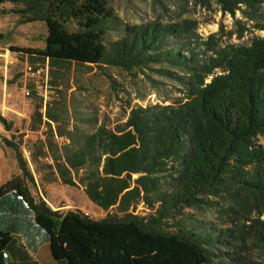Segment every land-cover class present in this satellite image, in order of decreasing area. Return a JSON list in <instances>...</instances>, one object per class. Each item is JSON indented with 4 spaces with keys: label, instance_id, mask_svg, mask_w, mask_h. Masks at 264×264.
I'll use <instances>...</instances> for the list:
<instances>
[{
    "label": "trees",
    "instance_id": "obj_1",
    "mask_svg": "<svg viewBox=\"0 0 264 264\" xmlns=\"http://www.w3.org/2000/svg\"><path fill=\"white\" fill-rule=\"evenodd\" d=\"M214 1L245 19H234L238 38L255 30L263 35L248 44L220 45L201 40L195 24L183 19L127 25L106 45L114 20L106 0H0V15L44 22L42 48H10L47 60L51 69L73 63L85 71L114 67L133 76L148 69L177 78L184 94L171 104L136 106L124 123L98 133L87 128L96 117L69 114L64 97L43 113L35 108L30 128L45 122L48 132L44 141L31 143V162H41L64 185L82 187L99 208H114L99 219L36 201L28 188L34 177L18 144L4 139L16 151L20 174L0 185V196L22 197L47 232L54 259L264 264L245 255L249 247L264 254V146L257 142L264 135V0ZM5 2L11 7L4 9ZM46 155L53 165L42 160ZM139 203L150 212L134 213ZM186 209H214L229 226L196 223ZM8 238L0 232V250ZM221 246L229 250L219 251Z\"/></svg>",
    "mask_w": 264,
    "mask_h": 264
},
{
    "label": "rangeland",
    "instance_id": "obj_2",
    "mask_svg": "<svg viewBox=\"0 0 264 264\" xmlns=\"http://www.w3.org/2000/svg\"><path fill=\"white\" fill-rule=\"evenodd\" d=\"M106 1L114 15L111 28L105 35L106 45L121 36L127 25L169 23L183 19L195 24V32L201 40L213 41L220 45L248 44L251 38L263 35L262 31L255 30L247 31L238 38L236 34L238 26L236 27L234 19H240L241 22L245 19L239 11L235 12L234 17L228 12H223L214 0H208L207 3H201L198 0ZM45 33L46 27L42 21L19 23L17 15L3 13L0 16V57L3 58L2 54L8 49L21 52L10 48L13 46L42 48ZM23 54L26 55L29 65L47 64L48 75L47 78L42 77L37 81L25 79L21 72L25 62L24 57H15L13 54L11 56L15 59V64L8 66L5 72L0 70V116L9 125L5 127L4 122L0 120V160L11 159L16 172L13 175L20 174L16 151L13 145L7 146L4 139L18 144V150L21 147L22 151L19 150V152L26 160L34 177V183H28L30 193L37 199L44 200L52 210H76V202L77 200L81 202V199L78 192L72 194L70 192L72 188L57 180L41 162L32 163L30 160L31 143L35 140L44 141L48 132L45 133L44 139L39 138L43 137L44 126L48 128L45 122H42L39 128L34 130L30 128L31 116L36 107L43 113L47 104L51 105L64 97L69 114L96 117V120L88 124L87 128L98 133L101 128H114L124 123L131 109L136 106L167 105L171 104V99L184 95L177 78L148 69L144 73L138 72L135 76L114 67H103L101 70L93 68L85 71L73 63L57 65L51 69L47 60L42 62L37 58L29 57L26 53ZM155 67L170 69L178 75L184 74L167 64H159ZM24 88L30 91V95L23 94ZM51 124L53 128L54 124ZM56 140L62 143L64 138L56 136ZM257 142L264 146V135H259ZM3 150L7 154L3 153ZM47 156L49 155L44 156L42 160ZM135 176L134 174L133 177ZM62 188H65L64 191ZM67 198L75 202H70ZM87 211L94 219H99L115 210L108 208ZM186 211L196 223L205 222L206 226L218 228L229 226V224H223V218L219 217L214 209H186ZM149 212L150 210L142 203H139L134 211L139 215H146ZM219 249V251L229 250L226 246H221ZM245 255L253 261H264L263 252L255 247H249ZM215 261H218V258ZM223 261L226 264V260Z\"/></svg>",
    "mask_w": 264,
    "mask_h": 264
},
{
    "label": "crops",
    "instance_id": "obj_3",
    "mask_svg": "<svg viewBox=\"0 0 264 264\" xmlns=\"http://www.w3.org/2000/svg\"><path fill=\"white\" fill-rule=\"evenodd\" d=\"M10 4L5 2L2 6L8 9ZM3 153L7 154L4 150ZM0 171L1 185L16 173L11 159L0 160ZM69 187L72 188L70 192L72 194L78 192L81 199V202L77 200L75 209L81 211L101 209L86 197L82 187ZM64 189L62 188V191ZM34 198L36 201L40 199ZM71 198L73 199L72 196ZM67 199L75 202L70 198ZM0 232L9 237L0 250V264H66L63 260L54 259L47 232L36 222L34 212L28 204L15 192L0 196Z\"/></svg>",
    "mask_w": 264,
    "mask_h": 264
},
{
    "label": "built area",
    "instance_id": "obj_4",
    "mask_svg": "<svg viewBox=\"0 0 264 264\" xmlns=\"http://www.w3.org/2000/svg\"><path fill=\"white\" fill-rule=\"evenodd\" d=\"M12 54L15 57H24L25 62H24L21 72L25 79L37 81L39 80V78H42V77L47 78L48 70H49V67L47 66V64L36 65V66L29 65L26 60L25 54H23L22 52L11 51L10 49L4 51V53L2 54L3 58L0 57V70H3L5 72L8 66H12L13 64H15V59L11 56ZM23 94L26 96L30 95V91L27 88H24ZM47 131H48V128L44 126V130L42 131L43 137H39V138L44 139L46 135L45 133ZM19 150L22 151L21 147H19ZM27 153L29 154V150L27 151ZM44 161L48 165H53V160L49 156L45 157ZM83 214L92 217V214H90L88 211H84Z\"/></svg>",
    "mask_w": 264,
    "mask_h": 264
}]
</instances>
